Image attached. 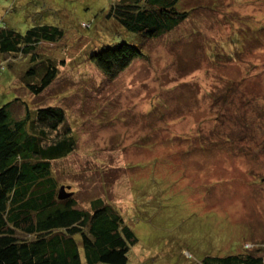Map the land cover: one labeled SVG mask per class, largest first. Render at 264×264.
<instances>
[{
	"label": "rangeland",
	"instance_id": "rangeland-1",
	"mask_svg": "<svg viewBox=\"0 0 264 264\" xmlns=\"http://www.w3.org/2000/svg\"><path fill=\"white\" fill-rule=\"evenodd\" d=\"M115 1L0 0V27L65 30L37 45L58 68L39 94L20 81L30 57L1 63L0 106L64 110L76 145L53 175L78 208L100 198L123 216L127 264L264 255V0H182L189 18L143 39L104 18ZM122 40L144 56L109 75L89 60Z\"/></svg>",
	"mask_w": 264,
	"mask_h": 264
},
{
	"label": "trees",
	"instance_id": "trees-1",
	"mask_svg": "<svg viewBox=\"0 0 264 264\" xmlns=\"http://www.w3.org/2000/svg\"><path fill=\"white\" fill-rule=\"evenodd\" d=\"M181 2L116 0L104 18L141 39L155 38L189 18L190 10L180 9ZM64 34L57 24L38 23L24 31L1 26L0 70L5 67L2 62L30 57L33 65L20 81L39 94L58 68L51 58H40L37 45L58 43ZM143 56L140 45L122 40L93 50L89 60L109 75ZM14 102L22 101L15 98L0 106V264H127L129 249L138 239L116 209L100 198L93 199L89 209L78 208L73 197L57 198L52 164L76 145L64 110L46 106L31 111L25 104L29 109L17 117L12 113ZM189 264H264V255L238 251L206 255Z\"/></svg>",
	"mask_w": 264,
	"mask_h": 264
},
{
	"label": "water",
	"instance_id": "water-1",
	"mask_svg": "<svg viewBox=\"0 0 264 264\" xmlns=\"http://www.w3.org/2000/svg\"><path fill=\"white\" fill-rule=\"evenodd\" d=\"M66 188H68V186L65 187V186L61 185V186L59 187V189H58V193H57V198H58L59 200L65 199V198H67V197H70L71 192H67V191H66Z\"/></svg>",
	"mask_w": 264,
	"mask_h": 264
}]
</instances>
